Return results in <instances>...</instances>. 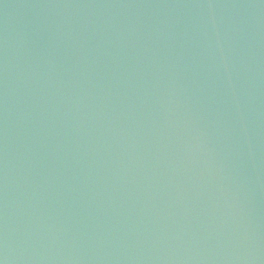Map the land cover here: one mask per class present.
Listing matches in <instances>:
<instances>
[{"label":"water","instance_id":"1","mask_svg":"<svg viewBox=\"0 0 264 264\" xmlns=\"http://www.w3.org/2000/svg\"><path fill=\"white\" fill-rule=\"evenodd\" d=\"M0 264H264V0H0Z\"/></svg>","mask_w":264,"mask_h":264}]
</instances>
